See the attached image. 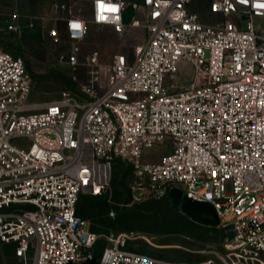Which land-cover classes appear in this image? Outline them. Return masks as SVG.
<instances>
[{
	"label": "built area",
	"instance_id": "2783aa9c",
	"mask_svg": "<svg viewBox=\"0 0 264 264\" xmlns=\"http://www.w3.org/2000/svg\"><path fill=\"white\" fill-rule=\"evenodd\" d=\"M49 1L48 36L68 45L60 58L72 68L88 23L146 35L113 55L103 88L93 51L85 99L64 93L38 111L23 61L0 48V243L20 264H88L98 236L76 205L107 190L120 160L136 199L177 189L212 206L235 258L197 264H264V0H102L118 8L103 20L97 0H86L89 20L71 7L85 0ZM5 28H21L18 11ZM157 147L170 152L151 160ZM129 240L107 236L97 264H193L129 250Z\"/></svg>",
	"mask_w": 264,
	"mask_h": 264
},
{
	"label": "rangeland",
	"instance_id": "374dc122",
	"mask_svg": "<svg viewBox=\"0 0 264 264\" xmlns=\"http://www.w3.org/2000/svg\"><path fill=\"white\" fill-rule=\"evenodd\" d=\"M71 7L76 15L89 20L86 0L78 1ZM14 10L19 13L21 28L9 31L5 24ZM49 10L52 13L49 0H0V48L23 61L32 83L28 102L37 105L32 111H38L42 105L64 93L85 99L87 93L83 89L87 88L90 79L85 60L93 51L98 53L94 90H100L105 85L107 68L113 55L130 53L133 46L146 35L142 27L132 28L124 36H119L110 27L88 23L87 34L79 44L78 65L72 68L60 58L68 45L60 41L55 43L48 36V28L53 25L49 20L51 13L46 14ZM191 10H202L198 1L192 4ZM125 15L130 19V8ZM201 16L208 19L204 14ZM136 17L141 19L138 12ZM29 21L32 27L26 26ZM58 34L63 39L60 30ZM167 152H170V148L165 152L161 147L153 148L150 159L157 160ZM132 182L131 167L116 160L107 190L98 198H79L77 213L88 220L86 229L98 236L90 250L88 264H97L103 248L108 246L107 236L118 234L131 238L126 244L127 249L159 259L197 264L209 259L214 261L216 256L235 258L232 252L224 248L225 241L230 237L227 227H222L220 223L211 226L190 220L178 207L171 205L168 197L143 199L137 196L136 199ZM88 201L93 203L89 206ZM111 211L113 217L109 216ZM204 216L212 219L211 216ZM0 264H20L14 257L12 245L0 243Z\"/></svg>",
	"mask_w": 264,
	"mask_h": 264
},
{
	"label": "water",
	"instance_id": "95a60500",
	"mask_svg": "<svg viewBox=\"0 0 264 264\" xmlns=\"http://www.w3.org/2000/svg\"><path fill=\"white\" fill-rule=\"evenodd\" d=\"M167 197L171 200V205L173 207H178L190 220L211 226H217L219 224L214 209L209 203L192 201L184 195H181V192L177 189H171ZM204 214L211 216L212 219L206 218Z\"/></svg>",
	"mask_w": 264,
	"mask_h": 264
},
{
	"label": "snow or ice",
	"instance_id": "6c2138e0",
	"mask_svg": "<svg viewBox=\"0 0 264 264\" xmlns=\"http://www.w3.org/2000/svg\"><path fill=\"white\" fill-rule=\"evenodd\" d=\"M98 3V9H99V15H98V19H106V17L103 15V13L105 11L107 12H112L115 13L118 11V8L116 6H112V5H105L102 0H97ZM261 7H264V5H260ZM72 27L74 29H79L80 25L79 24H73Z\"/></svg>",
	"mask_w": 264,
	"mask_h": 264
},
{
	"label": "trees",
	"instance_id": "16d2710c",
	"mask_svg": "<svg viewBox=\"0 0 264 264\" xmlns=\"http://www.w3.org/2000/svg\"><path fill=\"white\" fill-rule=\"evenodd\" d=\"M116 162V161H115ZM101 196V195H100ZM100 196H90V195H81L79 198L81 197H88V198H98ZM89 204V206L91 205V203H93L92 201H88L87 202ZM76 214L79 216V214L77 213V205H76V209H75ZM89 215V213H87ZM91 216V215H90ZM81 217V216H80ZM192 222V221H191ZM194 223V222H193ZM101 254V253H100ZM100 257V256H99ZM98 263V262H97Z\"/></svg>",
	"mask_w": 264,
	"mask_h": 264
},
{
	"label": "crops",
	"instance_id": "0c3cea01",
	"mask_svg": "<svg viewBox=\"0 0 264 264\" xmlns=\"http://www.w3.org/2000/svg\"><path fill=\"white\" fill-rule=\"evenodd\" d=\"M48 12H49V13H48ZM88 12H89V11H88ZM50 13H51V12H50V10H49V11H46V14H48V15H49ZM20 22H21V20H20Z\"/></svg>",
	"mask_w": 264,
	"mask_h": 264
}]
</instances>
